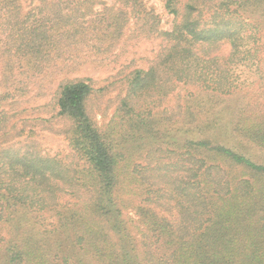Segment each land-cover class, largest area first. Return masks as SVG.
<instances>
[{
    "label": "trees",
    "instance_id": "trees-1",
    "mask_svg": "<svg viewBox=\"0 0 264 264\" xmlns=\"http://www.w3.org/2000/svg\"><path fill=\"white\" fill-rule=\"evenodd\" d=\"M37 1L21 16L0 0L4 50L34 70L102 23L114 44L130 24L159 44L117 72L108 121L92 78L62 77L49 117L0 90V264H264V0H159L170 23L149 0ZM31 121L70 153L38 146Z\"/></svg>",
    "mask_w": 264,
    "mask_h": 264
},
{
    "label": "rangeland",
    "instance_id": "rangeland-1",
    "mask_svg": "<svg viewBox=\"0 0 264 264\" xmlns=\"http://www.w3.org/2000/svg\"><path fill=\"white\" fill-rule=\"evenodd\" d=\"M18 2L21 5V9H18L21 16H27L31 8L38 3L37 0H33V2L31 0H18ZM149 3L161 14V17L163 15V20L168 18L170 23L171 17L164 14L162 3L159 0H149ZM112 4H116V7H118L115 0H101L95 9L104 12L105 8L110 7ZM1 7L0 2V90L1 92L4 88L11 92L17 90L19 95L18 107L26 108L23 117H49L55 111V106L51 102L52 94L50 95V90L52 87L57 86L62 77L70 75L77 78H92L95 86L101 88L99 94L89 100L88 109L100 122L108 121L114 107L120 100V95L124 94L122 83L116 81L121 78L117 75V72L127 66L130 60H134V63L137 64L145 62L148 57H154L153 54L159 44V38H147V36H139L137 33L136 36L133 35L129 29L132 24L124 27L121 38L114 44V34L111 32L104 33L101 28L104 26L103 29H107V25L102 23L100 27H96V30L91 29L93 30L91 34L77 35V37L70 40V45L59 48L52 55L57 61L53 69L40 68L41 72L38 69L34 70L25 62L20 61L22 64L19 63L16 57L4 50V31L5 28L11 27V25L7 19L9 14L5 13ZM96 17L102 19L103 14L96 15ZM32 20L31 18L28 24ZM126 58H129V60L127 61ZM41 74L47 75V79L43 83L46 88L44 91H40L41 94L36 95V86L41 82L36 80V75L40 76ZM49 74L52 76H49ZM31 122L34 124V139L38 146L52 153L57 151L63 152L65 155L70 153L65 135L56 131L59 130L58 127L42 121ZM248 146L250 149L245 145L247 147L245 152L252 158L260 160L261 152L253 144H248Z\"/></svg>",
    "mask_w": 264,
    "mask_h": 264
}]
</instances>
